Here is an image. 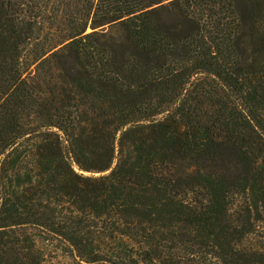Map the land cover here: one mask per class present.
Segmentation results:
<instances>
[{"label":"trees","instance_id":"1","mask_svg":"<svg viewBox=\"0 0 264 264\" xmlns=\"http://www.w3.org/2000/svg\"><path fill=\"white\" fill-rule=\"evenodd\" d=\"M264 264V0H0V264Z\"/></svg>","mask_w":264,"mask_h":264},{"label":"rangeland","instance_id":"2","mask_svg":"<svg viewBox=\"0 0 264 264\" xmlns=\"http://www.w3.org/2000/svg\"><path fill=\"white\" fill-rule=\"evenodd\" d=\"M63 262H59V263H62V264H65V263H69L68 261H65V260H62Z\"/></svg>","mask_w":264,"mask_h":264}]
</instances>
